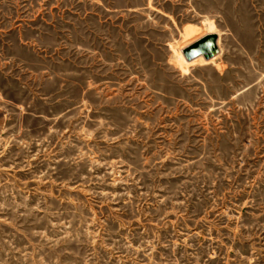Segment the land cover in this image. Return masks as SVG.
<instances>
[{
  "label": "rangeland",
  "instance_id": "obj_1",
  "mask_svg": "<svg viewBox=\"0 0 264 264\" xmlns=\"http://www.w3.org/2000/svg\"><path fill=\"white\" fill-rule=\"evenodd\" d=\"M0 264H264V0H0Z\"/></svg>",
  "mask_w": 264,
  "mask_h": 264
},
{
  "label": "water",
  "instance_id": "obj_2",
  "mask_svg": "<svg viewBox=\"0 0 264 264\" xmlns=\"http://www.w3.org/2000/svg\"><path fill=\"white\" fill-rule=\"evenodd\" d=\"M217 37L218 35L215 32L206 33L184 47V55L189 60L200 54L204 55L206 58L213 56L219 51Z\"/></svg>",
  "mask_w": 264,
  "mask_h": 264
}]
</instances>
